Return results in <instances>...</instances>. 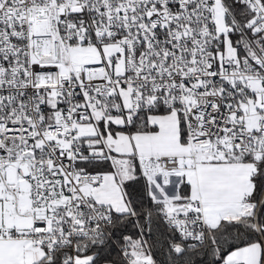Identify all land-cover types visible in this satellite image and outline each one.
Here are the masks:
<instances>
[{
  "label": "snow or ice",
  "instance_id": "6c2138e0",
  "mask_svg": "<svg viewBox=\"0 0 264 264\" xmlns=\"http://www.w3.org/2000/svg\"><path fill=\"white\" fill-rule=\"evenodd\" d=\"M0 264H264V0H0Z\"/></svg>",
  "mask_w": 264,
  "mask_h": 264
}]
</instances>
